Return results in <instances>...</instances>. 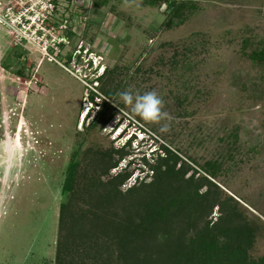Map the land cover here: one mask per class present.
Wrapping results in <instances>:
<instances>
[{
  "label": "rangeland",
  "instance_id": "374dc122",
  "mask_svg": "<svg viewBox=\"0 0 264 264\" xmlns=\"http://www.w3.org/2000/svg\"><path fill=\"white\" fill-rule=\"evenodd\" d=\"M189 1L195 9L168 28L165 3L0 0V264H116L108 217L148 215L151 200H184L188 187L207 203L181 209L170 250L208 228L245 226L248 256L264 259V61L246 57L264 50V0ZM126 90L156 91L169 119L142 120L122 102ZM208 162L219 165L215 179L201 171ZM73 163L81 189L70 196L99 219L74 225L80 242L69 259L57 254ZM91 178H119L111 185L122 183L124 202L94 204L82 192Z\"/></svg>",
  "mask_w": 264,
  "mask_h": 264
},
{
  "label": "trees",
  "instance_id": "16d2710c",
  "mask_svg": "<svg viewBox=\"0 0 264 264\" xmlns=\"http://www.w3.org/2000/svg\"><path fill=\"white\" fill-rule=\"evenodd\" d=\"M162 3H165L169 10L170 17L166 23L168 28L184 23V13L188 12L190 14L195 9L194 4L189 0L179 2H175L174 0H143V4L150 7L159 6ZM175 19L177 20V23L174 22ZM249 45L248 41L245 40L242 50L246 51ZM246 57L253 63L263 62L264 50L262 49L258 52L251 53L246 55ZM96 81H101V78H97ZM102 91L107 100H112V92L105 89ZM92 97H94L93 94ZM102 106L104 108L109 107L106 102H103ZM102 117L103 112L97 114L90 123V128H93L99 122H102ZM166 152L169 153L168 150H166ZM170 155L174 160V167L176 162L180 159L173 154ZM113 167H115L114 164L111 165V168ZM77 168V163L70 165L67 172L66 185L63 189L66 199L62 206L63 226L60 232L63 247L58 250L57 254L58 257L63 254L69 259L72 257L70 254L72 252L70 247L72 244L80 242L77 235L72 230H74L75 226L78 224L80 227H83L87 222L98 224L99 219L94 217V213L87 217L85 215V210H77L76 199L74 200V198L71 197L72 194L75 193V190L81 189V184H79V181H76ZM219 169V165L210 162L201 166L203 174L212 179L217 178ZM169 178L172 179V177ZM96 179L97 178H91L86 187L82 189V192L86 193L88 197L90 196V200L94 202V204L102 201L103 206H106L107 208L115 209L119 207L117 204L124 202L125 200V195L118 192L122 183L118 184V186L111 185L113 180L119 178L113 179L111 182L107 183L100 182V179ZM205 181L209 184L207 179ZM94 189L95 194L92 195ZM100 189L101 191H104V193H102ZM197 189L198 188L196 187L189 190L188 187L185 195L188 194L184 200L180 199V197H177L175 200L173 197L170 199L168 205L161 206L154 203L156 202L155 200H149L151 203L145 208L148 215L139 212L137 214L135 213L133 216V213H130L129 216H120L121 218L119 217L116 221L114 220V217L116 216H112L111 218L108 217V220H106V226L108 225L109 227L105 229V234H111L115 237L114 239L112 237L113 240L110 239L109 241L110 243L112 242V245H114L119 252L121 251L118 255V262L116 264H181V260H183V264H264V259L254 261L248 256L247 250L252 244L251 238L253 237V232L250 228H246L245 226L233 227L232 225H229L220 228H208L211 230L200 231L195 234L187 244H180L178 248L174 247V249L170 250L169 245L176 235V232L173 229V220L175 217H179L178 215L182 211L181 209L186 207V205H189L194 207L192 212H195L197 207L202 208L207 203V198L202 194H199V189ZM180 193H182V190L178 191V194ZM94 218L95 220L93 221ZM95 224L94 228L96 227ZM213 229L216 231L213 232ZM157 243L164 245L165 248L163 250H158V247L155 246ZM150 246L157 251L156 254L163 255V257L159 256L160 259H150L148 253H145V248ZM104 248L107 249L106 252L110 249L109 247ZM89 249H93V245H91ZM102 252L103 250L99 246L95 249V255L98 256L96 257V261H99V256ZM141 252H143L142 255H140ZM78 255L79 252H75L73 256L77 257ZM162 259L166 261H162ZM104 261L107 264L113 263L110 262L109 256H106L102 260V262ZM58 263L66 264L64 261H58Z\"/></svg>",
  "mask_w": 264,
  "mask_h": 264
},
{
  "label": "clouds",
  "instance_id": "9594fccd",
  "mask_svg": "<svg viewBox=\"0 0 264 264\" xmlns=\"http://www.w3.org/2000/svg\"><path fill=\"white\" fill-rule=\"evenodd\" d=\"M120 98L125 105L130 106L134 114L144 121L159 123L169 119L168 114L163 111V100L156 91L139 94L126 90L120 93ZM160 131L167 132L168 125L164 124Z\"/></svg>",
  "mask_w": 264,
  "mask_h": 264
}]
</instances>
